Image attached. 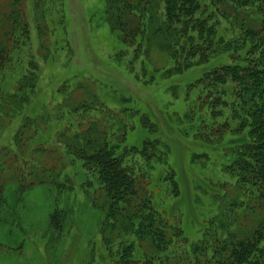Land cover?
<instances>
[{
  "label": "trees",
  "instance_id": "trees-1",
  "mask_svg": "<svg viewBox=\"0 0 264 264\" xmlns=\"http://www.w3.org/2000/svg\"><path fill=\"white\" fill-rule=\"evenodd\" d=\"M99 1L113 60L169 97L89 69L51 76L46 94L41 66L76 56L64 0H0V220L10 167L61 190L70 168L103 213L96 264H264V0ZM175 143L190 152L187 178ZM63 218L54 210L49 229Z\"/></svg>",
  "mask_w": 264,
  "mask_h": 264
},
{
  "label": "rangeland",
  "instance_id": "rangeland-1",
  "mask_svg": "<svg viewBox=\"0 0 264 264\" xmlns=\"http://www.w3.org/2000/svg\"><path fill=\"white\" fill-rule=\"evenodd\" d=\"M64 5L69 20V39L76 56L67 70H59L66 61L64 56L57 65L50 63L48 67L41 66V88L46 94L50 93V82L56 83L54 79L60 77L61 72L82 73L89 69L92 77L104 80L113 87L135 91L145 99H156L159 102L162 99L167 100L169 95L163 90L165 87H160L159 91L155 87L140 85L123 69V63L113 60L111 54L118 47V43L106 28L96 25L101 10L99 0H64ZM151 57L153 62L157 61L158 53L151 51ZM197 73L187 72L183 81L195 77ZM51 76L53 80H50ZM92 81V78L85 80L88 84L93 83ZM79 90L83 92L82 89ZM141 103L146 107L145 103ZM16 127L17 123H14L5 131L3 138H9L11 142ZM52 142L48 143L49 150L56 149L55 142ZM174 146L170 161L176 167L177 173L184 161L186 165L184 164L181 171H184L186 177L190 152L178 148L177 143ZM46 153L43 152L42 156ZM59 153H62L61 149L57 151L56 156L52 154L54 158L48 156L46 160L55 163ZM15 170V167H10L9 174L12 172L13 177H9L4 188L6 205L0 220V242L4 244L0 249V264H96L101 252L99 228L103 213L93 206L91 193L84 189V175L80 178L69 168V180L65 183L70 187L61 190L56 184L39 185L35 182L29 185L34 174V170L31 172L30 169L25 171L29 175L21 183L17 180L19 176L15 174ZM18 174L20 175L19 170ZM22 184L24 188L20 189ZM56 209L62 210L64 217L60 232L51 227L49 229L50 216ZM6 245L13 246V250L10 251Z\"/></svg>",
  "mask_w": 264,
  "mask_h": 264
}]
</instances>
